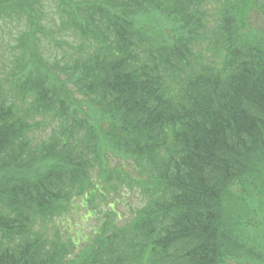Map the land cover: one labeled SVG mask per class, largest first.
I'll list each match as a JSON object with an SVG mask.
<instances>
[{"label":"trees","instance_id":"16d2710c","mask_svg":"<svg viewBox=\"0 0 264 264\" xmlns=\"http://www.w3.org/2000/svg\"><path fill=\"white\" fill-rule=\"evenodd\" d=\"M39 1L0 0V264H264V0H55L62 53Z\"/></svg>","mask_w":264,"mask_h":264},{"label":"rangeland","instance_id":"374dc122","mask_svg":"<svg viewBox=\"0 0 264 264\" xmlns=\"http://www.w3.org/2000/svg\"><path fill=\"white\" fill-rule=\"evenodd\" d=\"M48 3V1L47 0H45L44 2H43V0H40L39 2H37L36 4H35V9H37L38 10V12H39V16H40V18H41V25H42V27H43V29L45 30V31H47V32H51V33H53V35L55 36V38L58 40V41H61V40H63V37L61 36V34L58 32V27H59V25H60V19H59V17H58V15L57 14H54L55 12H56V7H55V5L54 4H47ZM20 24H22V22L19 20V19H17V18H14L13 19V21H10V22H8V26L7 27H5V29H4V34H5V41H8V40H10V43H11V45L12 46H14V44L12 43V40L14 39V33L16 34V36L18 37L19 35H20V33H21V31H18L17 29H16V26H20ZM10 25H12V28H13V30H14V33L9 37L8 36V27H11ZM24 28L26 29V25L24 26ZM63 36H64V39L65 40H70V38L69 37H66L65 35H64V33H63ZM42 37V36H41ZM46 43H47V40H46V38L43 40V45H46ZM74 44H77V40L74 42ZM58 50H59V52L60 53H62V51H63V49H66V45L64 44V45H62V46H58V47H56ZM55 51V48H51V52L53 53ZM205 53V52H204ZM128 169V168H127ZM113 197V196H112ZM126 200H124L125 201V203H123L124 205H125V207H126V211H127V209L129 208L128 206H127V202L128 203H131V204H133L134 205V207H133V209H135V206H137V205H135L136 203H138V201H139V196L137 195V193L134 191V192H132L131 194H129V196H125L124 197ZM123 206V205H122ZM66 219H68V217L66 218ZM78 219H76L75 218V220H74V222H76ZM101 223V221L99 222V224ZM89 226H90V224H89ZM64 228H66L65 226H64ZM85 231H87V232H89L90 230H87V228L84 230V232Z\"/></svg>","mask_w":264,"mask_h":264}]
</instances>
